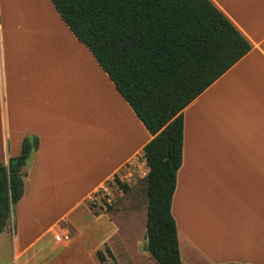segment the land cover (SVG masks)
Wrapping results in <instances>:
<instances>
[{"label":"crops","instance_id":"1","mask_svg":"<svg viewBox=\"0 0 264 264\" xmlns=\"http://www.w3.org/2000/svg\"><path fill=\"white\" fill-rule=\"evenodd\" d=\"M209 1L251 49L182 111L170 207L179 257L182 264H264V0ZM51 23L69 48L58 49L78 56L88 82L70 76L72 64L50 62ZM2 136L9 158L20 155L26 137L37 148L0 233V264H99L102 245L92 235L89 243L71 239L66 217L122 177L152 137L49 0H0V162L7 164ZM64 199L75 201L47 218ZM65 233L67 241H55ZM103 243L116 261L120 250ZM129 247L149 256L139 244Z\"/></svg>","mask_w":264,"mask_h":264},{"label":"trees","instance_id":"2","mask_svg":"<svg viewBox=\"0 0 264 264\" xmlns=\"http://www.w3.org/2000/svg\"><path fill=\"white\" fill-rule=\"evenodd\" d=\"M49 1L152 137L142 150L147 252L156 264H182L170 211L182 158V111L251 45L209 0ZM36 148L37 139L26 137L19 156L0 162V233L22 197ZM114 182L120 185L116 176ZM96 256L105 261L102 251Z\"/></svg>","mask_w":264,"mask_h":264},{"label":"rangeland","instance_id":"3","mask_svg":"<svg viewBox=\"0 0 264 264\" xmlns=\"http://www.w3.org/2000/svg\"><path fill=\"white\" fill-rule=\"evenodd\" d=\"M48 30L51 31L52 38L50 52L51 55H53L50 58V62H55L56 64L61 65V68L72 64L73 67H71L70 76L80 82H88V76L82 73L79 68L77 69L78 66L75 59H78V56L76 55L74 59L72 55L65 54L59 50L65 47L66 44L61 39L60 32L55 29L54 24L51 23V26H48ZM67 47L68 46L65 48ZM74 53L77 54V51ZM91 78H93V76ZM91 95L93 96L92 93ZM96 97L98 108L106 109L103 108L105 103L101 100L100 94L96 95ZM4 139H6L5 136H2V144L4 143L3 153L8 157L9 148ZM5 145L7 148L6 150ZM134 170L135 172L138 170V173H134L128 182L124 181L120 183V185H117L115 190L112 189L113 193L109 197L111 199L109 205H97L91 197L88 200H85L79 208L66 217V219L69 218L72 220L71 226L68 224L66 225L71 239L74 238L75 235L80 242H84L82 239L85 238L89 243L90 235H92V239L95 240L91 242L102 245L100 251H102L105 257L107 256V248L103 242L107 239L120 250V256L116 261H113V259L109 260L106 257L105 261L103 263L99 262V264H156L148 255L138 254L135 251V247L134 249L133 247H129L133 246V242L139 244V246L141 244L145 229L147 206L146 174L141 177V172H146L148 170L147 166L140 167V169L135 167ZM72 201L75 200H57L56 206L50 208L47 218L53 219L56 216H54L53 213L55 210L59 211L61 209V203L68 205ZM58 225L59 227H65L62 223H58ZM53 229H56V226ZM55 231H58V229ZM79 233L80 237L78 238ZM52 238L51 235L45 237L46 240H52ZM128 249L130 254H132V257H125L123 251Z\"/></svg>","mask_w":264,"mask_h":264},{"label":"built area","instance_id":"4","mask_svg":"<svg viewBox=\"0 0 264 264\" xmlns=\"http://www.w3.org/2000/svg\"><path fill=\"white\" fill-rule=\"evenodd\" d=\"M144 166H146V161L142 155V157L136 158L133 162L130 163L129 168H127L126 172L124 173V175H122V177H117L119 183H122L124 181L128 182L130 180V178H132L134 173H138V170L135 172L134 168L136 167L137 169H140V167H144ZM147 171L141 172V177L144 176L147 173ZM136 175H138V174H136ZM116 186L117 185L114 182V178L112 181L103 184L102 186H100L98 188V190L96 191V193L92 197L93 201H95V203H97V205H101V206L109 205L111 203V199L109 197L113 193L112 189L115 190ZM68 238L69 237L66 233L62 234V235L57 234L54 236V239L57 242L67 241Z\"/></svg>","mask_w":264,"mask_h":264},{"label":"water","instance_id":"5","mask_svg":"<svg viewBox=\"0 0 264 264\" xmlns=\"http://www.w3.org/2000/svg\"><path fill=\"white\" fill-rule=\"evenodd\" d=\"M171 118V113L168 116V120H170ZM142 252L146 253L147 252V232L146 230L144 231V234L142 236V241L140 244V248H139Z\"/></svg>","mask_w":264,"mask_h":264},{"label":"bare ground","instance_id":"6","mask_svg":"<svg viewBox=\"0 0 264 264\" xmlns=\"http://www.w3.org/2000/svg\"><path fill=\"white\" fill-rule=\"evenodd\" d=\"M64 49H66V48H64ZM67 49H69V48H67ZM71 50V49H70ZM74 53V52H73ZM75 54V53H74Z\"/></svg>","mask_w":264,"mask_h":264}]
</instances>
